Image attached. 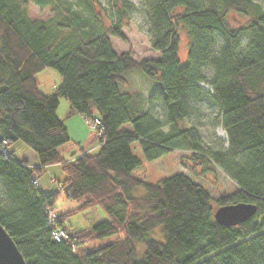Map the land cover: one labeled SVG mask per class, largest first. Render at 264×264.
<instances>
[{
  "label": "trees",
  "instance_id": "1",
  "mask_svg": "<svg viewBox=\"0 0 264 264\" xmlns=\"http://www.w3.org/2000/svg\"><path fill=\"white\" fill-rule=\"evenodd\" d=\"M31 4L51 14L31 17ZM142 4L149 48L158 55L136 60L128 51L115 53L109 40H124L122 28L135 9L129 0H109L108 23L98 0H0V224L25 264H264V0ZM229 12L244 17L238 27L227 23ZM182 31L184 62L178 57ZM45 67L59 73L50 93L39 90L36 78ZM133 69L161 88L147 95L120 89ZM59 97L68 101L67 115L100 118L96 152L60 155L57 147L69 138L55 113ZM155 102L162 116L154 114ZM201 102L217 108L226 145L212 147L195 125L182 123ZM17 139L34 151L36 165L30 168L7 149ZM133 140L147 159L173 148L189 150L193 169L210 163L234 184L216 206L250 202L256 212L236 225H221L209 192L188 175L175 172L158 183L133 176L140 163L130 149ZM51 163L65 173L63 196L81 200L52 221L49 207L58 191L43 193L37 185ZM137 186L143 194H133ZM95 204L109 219L73 231L62 226L76 210ZM55 226L68 238L53 240ZM155 227L162 240L144 239ZM112 234V240L82 248ZM139 238L145 240L141 255L133 243Z\"/></svg>",
  "mask_w": 264,
  "mask_h": 264
},
{
  "label": "rangeland",
  "instance_id": "2",
  "mask_svg": "<svg viewBox=\"0 0 264 264\" xmlns=\"http://www.w3.org/2000/svg\"><path fill=\"white\" fill-rule=\"evenodd\" d=\"M100 5L105 7L106 11H102L104 22L108 23L107 6L109 0H98ZM133 3L135 9L132 11L128 26L122 28L124 40L117 37H109L110 44L115 53L128 51L131 56L139 60L141 58L154 56L158 54L149 48L148 38V22L144 13L142 0H129ZM28 12L31 17L46 18L51 13L46 8H39L33 4L29 5ZM244 17L240 14L229 12L226 15V21L230 27H238L243 22ZM187 37L182 31L178 44V57L181 62H184L186 56ZM211 68L206 69V74L210 75ZM127 82L120 85V89L126 90L136 88L144 95H147L154 89H160L161 84L158 80L148 79L138 69H133L126 73ZM38 88L43 93H50L59 82V73L50 67H45L36 73ZM200 86L210 90L208 84L201 82ZM146 108V104L143 105ZM68 101L64 97L58 98V103L55 109L56 115L62 119L68 133V141L60 144L57 147L60 155L64 159H71L79 155L82 151L96 152L99 147V137L93 128L90 127L86 119L82 115L75 113L67 115ZM152 110L154 114L162 116L160 105L158 102L153 103ZM184 125H195L204 142L214 147L216 144L226 145V135L219 123L218 110L215 106L205 102L196 104L191 115L185 118L182 122ZM9 151L18 159H25L28 166L31 168L32 163L36 159V155L22 140L17 139L7 146ZM131 152L136 155L140 163L131 170V174L137 178L143 179L146 182L158 183L164 177H167L175 172H182L188 175L193 181L203 186L210 194V205L216 207L217 198L222 194L230 193L234 190L233 182L227 178L218 168L210 163H206L207 168L191 167L190 151L184 148L169 149L154 159H147L137 140L130 143ZM65 177V173L58 163H51L44 168L38 175L37 183L39 189L43 193L58 191V195L53 204L49 207V212L62 213L67 210H74L79 207L80 199H69L63 196L60 190L59 182ZM144 193L142 186H137L133 194L141 195ZM109 219V215L99 204L88 207L82 210H76L69 215L63 222L62 226L73 231L94 224L97 221ZM122 235V233H119ZM116 235H107L97 238L94 242L85 244L82 248L89 249L90 247L99 246L106 241L112 240ZM162 240L160 227H155L151 232L144 237ZM134 239L136 254L141 255L145 240Z\"/></svg>",
  "mask_w": 264,
  "mask_h": 264
},
{
  "label": "water",
  "instance_id": "3",
  "mask_svg": "<svg viewBox=\"0 0 264 264\" xmlns=\"http://www.w3.org/2000/svg\"><path fill=\"white\" fill-rule=\"evenodd\" d=\"M256 205L250 202L221 204L213 209L214 220L225 226L245 221L256 212ZM0 264H25L16 244L0 224Z\"/></svg>",
  "mask_w": 264,
  "mask_h": 264
},
{
  "label": "built area",
  "instance_id": "4",
  "mask_svg": "<svg viewBox=\"0 0 264 264\" xmlns=\"http://www.w3.org/2000/svg\"><path fill=\"white\" fill-rule=\"evenodd\" d=\"M88 124L91 128L95 129L99 134H101L102 128H101V120L97 115H93L92 118H89ZM55 217L54 214H50L49 220H53ZM52 235L58 240L66 239L68 238V234L65 230L62 228L55 226L52 230Z\"/></svg>",
  "mask_w": 264,
  "mask_h": 264
},
{
  "label": "bare ground",
  "instance_id": "5",
  "mask_svg": "<svg viewBox=\"0 0 264 264\" xmlns=\"http://www.w3.org/2000/svg\"><path fill=\"white\" fill-rule=\"evenodd\" d=\"M4 144V141L0 144V145H3ZM48 216H50V214H48ZM53 230V229H52ZM52 230H51V238L55 241H59V239L57 240L53 235H52Z\"/></svg>",
  "mask_w": 264,
  "mask_h": 264
},
{
  "label": "crops",
  "instance_id": "6",
  "mask_svg": "<svg viewBox=\"0 0 264 264\" xmlns=\"http://www.w3.org/2000/svg\"><path fill=\"white\" fill-rule=\"evenodd\" d=\"M68 109V108H67ZM37 164V160H34L33 163H32V166L36 165ZM28 165V163H27ZM38 184V183H37Z\"/></svg>",
  "mask_w": 264,
  "mask_h": 264
}]
</instances>
